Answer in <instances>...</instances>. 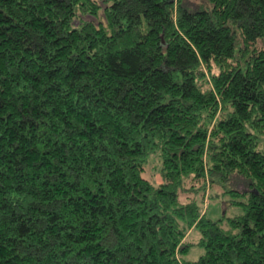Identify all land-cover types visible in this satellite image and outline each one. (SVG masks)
<instances>
[{"label": "trees", "instance_id": "obj_1", "mask_svg": "<svg viewBox=\"0 0 264 264\" xmlns=\"http://www.w3.org/2000/svg\"><path fill=\"white\" fill-rule=\"evenodd\" d=\"M263 136L264 0H0V264H264Z\"/></svg>", "mask_w": 264, "mask_h": 264}, {"label": "rangeland", "instance_id": "obj_2", "mask_svg": "<svg viewBox=\"0 0 264 264\" xmlns=\"http://www.w3.org/2000/svg\"><path fill=\"white\" fill-rule=\"evenodd\" d=\"M87 19H91L97 21L94 17L87 16ZM260 148L264 149V136L260 140ZM157 162L155 159H152L149 164L146 165L145 171L143 176L151 181L159 182L160 177L155 172L156 169H153ZM157 165V164H156ZM229 189V187H225ZM223 187H215L214 192L210 198H205L203 203H200L202 206V210L205 212L206 216L212 219H217L222 217L223 214L228 216H234L240 214L243 210L241 206L237 204H232V200H237L231 192L222 193L225 189ZM186 195H181V200L184 201ZM200 233L197 228L193 227L188 232L187 236L185 237V241L189 244V250L185 255V259L187 260H195L197 259L203 252V248L200 247L197 242L199 240Z\"/></svg>", "mask_w": 264, "mask_h": 264}]
</instances>
